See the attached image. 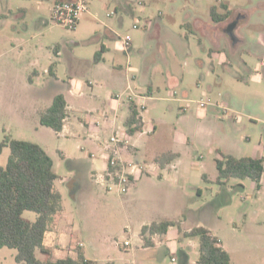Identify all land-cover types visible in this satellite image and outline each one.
<instances>
[{"label":"rangeland","instance_id":"1","mask_svg":"<svg viewBox=\"0 0 264 264\" xmlns=\"http://www.w3.org/2000/svg\"><path fill=\"white\" fill-rule=\"evenodd\" d=\"M17 1L0 0V12L8 15L0 16L1 32L8 36L18 32L29 39L22 50L17 48L0 54V141L10 135L36 142L58 164L62 163L59 172L65 173L67 164L59 157L60 148L75 147L78 140L83 147L89 145L77 136L65 137L63 133L41 126L35 112L21 115V108H30L31 100L35 98L33 91L28 86L5 84V76L14 70V66L21 69L29 64L34 57V49L39 48L47 52L57 66L61 65L59 74L65 77L72 65L67 60L63 62L67 53L76 56L92 52L85 41L89 31L85 27L64 28L51 19L47 6L43 10L27 12L14 7L12 12H7L10 2L15 6ZM89 1L96 7L103 2ZM112 1L110 8L118 2L119 12H123L122 8L126 10L125 0ZM129 1L139 8V0ZM222 1L229 6L232 22H238L235 35L245 38L244 44L225 30L219 32L216 39L218 32L214 31V35L206 28L213 24L209 4L216 0H145L151 21L141 14L136 21L138 27L140 25L138 29L132 27L134 19L123 12L125 22L117 27L116 39L121 41L127 33L132 37L134 47L129 53V61L132 68L139 71L138 74L131 73L137 76L132 85L152 84L155 88L160 85V91L153 94L154 99L146 101L144 115L162 119L166 136L170 137L171 133L180 135H177L174 146L179 156L166 171H170L167 183L170 194L153 189L152 193L145 190L140 194L119 197L115 190L107 193L105 188L98 186L103 198L97 206L104 211L97 214L98 220L94 221L92 232H110L112 239L100 240L96 249L86 233L81 231L78 237L86 256L96 260V264H105L103 260L108 256L113 264H183L184 252L196 258L195 262L198 247L192 250L188 243L190 239L197 242L196 237L167 239L165 244L150 247L149 251L142 250L138 241L141 224L162 219L173 220L175 231L184 232L199 225L209 228L229 253L232 264H264V174L259 190L249 178H231L226 184L218 185L201 177L204 173L215 179L218 151L237 157L251 156L258 146L264 157V82H257L255 77L260 73L264 75V66L257 67L263 61L261 54L249 53L251 43L258 42L264 48V0ZM240 15H246V19H240ZM185 23L190 24L192 31ZM102 38L100 34L97 42ZM7 42L5 39L0 41V52L9 47ZM56 45L61 56L53 50ZM126 56L118 52L117 60L123 66ZM106 65L111 67L115 64L108 59ZM173 91L176 96L171 95ZM208 97L211 102L200 108L198 101ZM5 101L13 103L12 111L16 113L9 112L11 104L6 105ZM19 104L21 107L18 109ZM40 104L43 106L44 103ZM9 153V147L4 146L0 154L1 165H6ZM179 160L180 163L177 162ZM157 172L149 174L156 183ZM194 173L198 176L194 177ZM175 174L183 181L182 184L175 183ZM66 197L72 209H76L69 191ZM22 215L29 220L36 217V213L30 210H25ZM119 238L129 240L130 246H124ZM15 253L16 249L4 246L0 251V264H20L14 259Z\"/></svg>","mask_w":264,"mask_h":264},{"label":"crops","instance_id":"2","mask_svg":"<svg viewBox=\"0 0 264 264\" xmlns=\"http://www.w3.org/2000/svg\"><path fill=\"white\" fill-rule=\"evenodd\" d=\"M54 1L56 0H18L15 6L10 2L7 12H12L14 7L20 10V12H27L29 10L39 11L43 10L45 6H47L50 11V7ZM111 1L112 0H103L99 7H96L95 4H91V1H89L90 3L88 2L89 9L82 15L76 28L85 27L89 31L85 41L86 44L90 45L92 48V52L90 54L89 52L83 54L79 53L76 56L72 53H67V58L63 59V62L67 60V63L69 62V64L72 65L69 67L65 77L59 74V72H61V65L57 66L56 61L51 58L47 52L39 48L34 49V57L29 64L21 69L14 66V70L10 71L5 76L7 80L5 84L12 83L22 87L28 86L31 91H33L32 94L35 98L31 100L32 104L30 108H26L27 110L21 108L19 112L21 115L26 116L28 112H35L38 122L40 111L51 103L56 94H64L66 98L67 116L64 120L62 130L58 133H63L65 137L69 138L77 136L89 145V147H83V144L78 140L75 147L64 146L60 148L58 151L59 157L67 164L65 173L59 172V167H62V163L60 162V164H58L52 157L54 160L55 172L57 174V178L54 180V186L61 194L62 207L53 215V219L44 233L43 245L47 252L42 253L36 251L37 257L41 260H55L66 256L77 259L78 251H80L86 259L92 260L86 256L84 249H82L83 243L78 238L81 231L86 233L87 238L90 240V244L96 249L98 245H100V240L108 241L112 239L110 232L106 231L103 232V234H95L92 232V228L94 221L98 220L97 214L104 211L97 206L99 200L103 198L101 195L102 191H99L100 189L98 186L101 185V188H105L107 193L112 191V189H108L107 185L101 183L97 178V175L103 173L107 168V163L102 157V143L108 139L114 126L126 128L125 119L129 115L130 102L125 98L117 100L115 96L124 91L127 85H130L137 93L146 94L148 96L146 101L154 99L153 94L156 91H160L159 84L156 85V88L152 84L141 86L143 88L140 86L133 87L134 84L132 85V81L135 80L137 76L131 73L136 72L138 74L139 71L137 68L133 69L129 61V53L134 47L132 37L131 47L128 52L122 49V42L116 39L117 27L123 25L125 22L123 12L134 19L135 22H133V24L137 23L136 21L140 19L139 17L141 14H145L144 17L151 21L150 16L147 14L145 0L138 1L137 5L139 8L132 4V1L125 0L126 10L122 8L123 12H119L120 6L118 2L113 8H110L111 3L114 2ZM220 2L223 1L216 0L215 3L209 4V14L212 5L217 6V11L219 13L223 12V9L219 6ZM0 16L8 15L0 12ZM243 18L246 19V15H240V19ZM232 21L233 18L231 16L220 22L212 20L213 24L207 25L206 28L210 33L217 31L218 33L216 35L214 32L217 39L220 34L219 32H224ZM237 24L238 22H235L233 29L234 37L238 39V42L244 44L246 41L245 38L235 35ZM184 25L192 31L190 29V24L185 23ZM143 27H145V23ZM138 28H140V25ZM1 30L2 28L0 29V41L5 39L8 41L9 47L5 48L0 54L17 48L22 50L23 45L29 41L27 37H23V35L18 34V32L8 36L6 35L7 33L1 32ZM100 31H102V33H100ZM100 34L103 38L100 42H97ZM200 41L201 39H199V42ZM262 47L263 45L260 43L258 44V42L249 45L250 54H261V60L263 61L257 64L258 68L264 66V48ZM53 50L56 55H62L57 45L54 46ZM217 51L218 50L215 49V52L219 53ZM118 52H123L127 55L124 66L120 60H117ZM108 59H112V63L115 65L111 67L106 65ZM115 68H117V70ZM209 74L210 73H208V75ZM182 76L184 77L183 73ZM255 77L257 82H264V75L262 76L261 73ZM141 81L143 83V79H141ZM145 82L147 83V80ZM42 83H45L42 85L43 87L40 86ZM42 90L45 92L43 93ZM39 92H41V95ZM171 95L176 96V92L173 91ZM21 96L24 98V95ZM176 100L178 99L176 98ZM5 103L6 105L11 104L8 106L9 112L16 113L12 111L13 103L11 101H5ZM40 103H44L42 104L43 106H41ZM213 105L214 104L211 106L214 107ZM20 107L21 105L19 104L18 109ZM102 112L104 113L103 117L101 116ZM144 112L145 111L142 112V129L131 134V144L120 150L125 161L138 164L140 169L135 172L133 181L126 192L122 193L115 190L116 196L119 197L132 193L140 194L145 190H150L149 192L152 193V191H157V189L163 190L166 194H170L167 187V183L170 180V171H166L168 170L167 167L179 156L174 146L177 135L178 137L180 135L178 133H171L170 137L166 136L163 125L164 121L162 119L156 120L150 116L145 117ZM260 151V147L256 146L254 154L251 156L263 157ZM163 154L170 155V157H165L160 164L158 159ZM177 162L180 163V160ZM173 167L176 170L177 165ZM159 169L160 171L157 172ZM156 172L159 181H157V183L151 175H149L150 173L153 174ZM177 172L178 170L175 171V173ZM263 174L261 181L263 179ZM202 175L205 174L203 173ZM202 175L201 177L204 179ZM196 176H198V174L196 175V173H194V177ZM173 178L175 179V183L177 182L179 185L183 183L178 174L173 175ZM204 180L214 181V178H209L205 175ZM139 187L142 188L139 189ZM68 191L71 200L75 202L76 209H72V204L67 200L66 192ZM143 225L145 224H141L140 229ZM173 226L174 225L169 226L167 231L163 234L152 235L151 240L153 245L151 246H144V240L139 231L138 241L142 250L149 251L150 247H157L165 244V240L167 239L171 241L174 239L182 240V238L185 237L183 233L190 230L182 232L178 229L175 231L173 230ZM119 239L123 241V239ZM188 245L190 249H196V247H198V241L196 242L190 239ZM2 248H0V251ZM183 254V264L197 263V260L194 262L196 258L194 259L193 256L191 257L188 252H184ZM108 257L103 260L105 264H113ZM92 261H94L95 264L97 263L96 260Z\"/></svg>","mask_w":264,"mask_h":264},{"label":"trees","instance_id":"3","mask_svg":"<svg viewBox=\"0 0 264 264\" xmlns=\"http://www.w3.org/2000/svg\"><path fill=\"white\" fill-rule=\"evenodd\" d=\"M222 13L217 6L210 7L213 21L220 22L230 17L228 4L220 2ZM67 116L66 98L62 93L54 96L51 103L39 113V123L58 133L62 130ZM127 131L134 134L143 127L142 116L137 106L130 103L129 115L125 119ZM4 146L10 153L6 165L0 164V248L6 246L16 249L14 259L20 264H95L78 251L77 259L70 256L55 260H41L36 251L46 253L43 245L44 233L48 225L62 207L61 194L55 189L54 180L57 174L52 156L38 143L16 139L6 135L0 141V154ZM165 157L158 159L161 164ZM218 185L226 184L231 178H249L256 190L261 188V177L264 172V158L241 156L218 151L215 158ZM205 179V175H202ZM30 210L36 213L34 220L23 217V212ZM173 220L162 219L145 224L140 229L144 246L153 245L151 236L163 234ZM187 237H197V264H232L229 253L222 247L217 235L205 226H195L183 233Z\"/></svg>","mask_w":264,"mask_h":264},{"label":"built area","instance_id":"4","mask_svg":"<svg viewBox=\"0 0 264 264\" xmlns=\"http://www.w3.org/2000/svg\"><path fill=\"white\" fill-rule=\"evenodd\" d=\"M87 11L88 0H56L50 7L51 19L67 29L76 28L81 16ZM132 27L137 29V23H134ZM121 42L122 49L128 52L131 47L130 34H125ZM115 98L117 100L125 98L128 102L134 103L137 106L139 115L142 116L148 96L135 92L130 85H127L126 89L117 94ZM210 102L209 97L201 99L198 101V106L204 108ZM101 116H104L103 112ZM131 137L132 135L126 128L114 126L108 139L102 143V157L107 163V168L103 173L97 175V178L101 183L106 184L108 189L122 193L126 192L133 181L135 172L140 169L138 164L125 161L120 153L122 148H126L131 144ZM122 243L124 246L130 245V241L127 239H124Z\"/></svg>","mask_w":264,"mask_h":264},{"label":"water","instance_id":"5","mask_svg":"<svg viewBox=\"0 0 264 264\" xmlns=\"http://www.w3.org/2000/svg\"><path fill=\"white\" fill-rule=\"evenodd\" d=\"M234 26H235V22H232V23H230L228 26H227V28H226V32H228V33H230V35H234V33H233V29H234Z\"/></svg>","mask_w":264,"mask_h":264}]
</instances>
